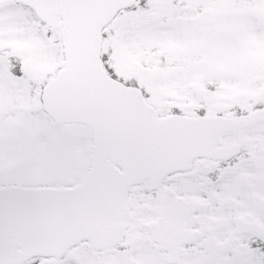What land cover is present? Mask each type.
<instances>
[{
	"label": "snow or ice",
	"instance_id": "1",
	"mask_svg": "<svg viewBox=\"0 0 264 264\" xmlns=\"http://www.w3.org/2000/svg\"><path fill=\"white\" fill-rule=\"evenodd\" d=\"M0 264H264V0H0Z\"/></svg>",
	"mask_w": 264,
	"mask_h": 264
}]
</instances>
